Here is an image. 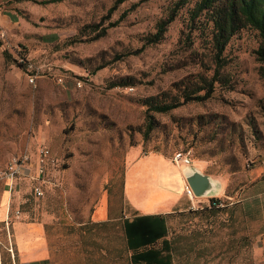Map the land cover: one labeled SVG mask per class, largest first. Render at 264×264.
<instances>
[{
    "label": "rangeland",
    "instance_id": "374dc122",
    "mask_svg": "<svg viewBox=\"0 0 264 264\" xmlns=\"http://www.w3.org/2000/svg\"><path fill=\"white\" fill-rule=\"evenodd\" d=\"M45 1L0 0V161H35L40 147L55 161L44 197L23 179L8 198L12 234L30 227L48 264H132L126 188L135 209L152 211L146 201L161 189L147 176L161 172L158 159L183 174L182 152L222 190L165 217L174 264H264L259 33L234 35L218 69L210 14L193 20L197 0ZM155 103L176 108L157 113ZM2 196L0 187L3 259L14 264ZM104 204L109 218L97 223Z\"/></svg>",
    "mask_w": 264,
    "mask_h": 264
},
{
    "label": "crops",
    "instance_id": "0c3cea01",
    "mask_svg": "<svg viewBox=\"0 0 264 264\" xmlns=\"http://www.w3.org/2000/svg\"><path fill=\"white\" fill-rule=\"evenodd\" d=\"M158 162L161 168L159 175L151 174L150 177L147 176L148 179L146 178L150 186H159L161 189L159 200L156 201L153 196H149L146 201L149 204L157 202L153 205L152 211L141 212L135 209L132 206L131 196L128 197L126 188L125 200L127 205L129 203V211L125 212L124 228L127 245L132 253V264H174L170 246L169 227L165 217L174 212H185L192 209L193 205L195 206V201L192 202L190 199L189 203L182 201V195H185L186 171L182 174L180 170L174 169L176 171L174 172L172 171L173 168L165 160L158 159ZM172 174H175L174 177L178 185V189L175 192L171 190ZM126 187H128V181ZM2 197V204L6 207V216L3 221L6 222L9 194L4 191ZM100 209H102L101 213H98V208L95 215L97 223L106 222L109 218L107 205H101ZM126 209L128 210V208ZM13 229L14 233L12 234L9 223L8 235L11 241V248H13V263L48 264L45 247L37 240L36 235L31 232L30 227L16 223Z\"/></svg>",
    "mask_w": 264,
    "mask_h": 264
},
{
    "label": "trees",
    "instance_id": "16d2710c",
    "mask_svg": "<svg viewBox=\"0 0 264 264\" xmlns=\"http://www.w3.org/2000/svg\"><path fill=\"white\" fill-rule=\"evenodd\" d=\"M63 1L65 0H47L43 4ZM204 13H209L211 16L213 48L217 55L218 69L224 67L222 55L234 35L246 27H251L259 33L261 40L255 56L261 65L260 75L264 78V0H197L193 11V20ZM170 23L171 21H165L159 25L158 32L153 37V43L160 42L164 38ZM150 106L152 111L157 113H167L176 108L174 105L163 103L150 104ZM152 127L150 122L148 134L152 131ZM170 246L173 254L174 245L172 242H170Z\"/></svg>",
    "mask_w": 264,
    "mask_h": 264
},
{
    "label": "built area",
    "instance_id": "2783aa9c",
    "mask_svg": "<svg viewBox=\"0 0 264 264\" xmlns=\"http://www.w3.org/2000/svg\"><path fill=\"white\" fill-rule=\"evenodd\" d=\"M62 81V80H60ZM31 83H34V79H30ZM175 163L179 166H183L186 169L191 167V159L184 153H177L174 159ZM50 164H55L52 158L51 151L46 147H40L36 154V159L29 154L16 155L11 157L5 162L0 161V187L2 191L12 196L14 190L20 185L23 179L30 180L34 183L33 194L37 199L44 197V190L42 185L45 183V176ZM185 194L193 202L197 197L189 184L185 183ZM10 205L7 206V220L6 229L9 230V218H10ZM17 215L20 212H16ZM9 252L13 256V248H10ZM0 264H4L3 252L0 241Z\"/></svg>",
    "mask_w": 264,
    "mask_h": 264
},
{
    "label": "water",
    "instance_id": "95a60500",
    "mask_svg": "<svg viewBox=\"0 0 264 264\" xmlns=\"http://www.w3.org/2000/svg\"><path fill=\"white\" fill-rule=\"evenodd\" d=\"M185 179L197 198H212L222 190L219 183L196 167L187 169Z\"/></svg>",
    "mask_w": 264,
    "mask_h": 264
},
{
    "label": "bare ground",
    "instance_id": "6f19581e",
    "mask_svg": "<svg viewBox=\"0 0 264 264\" xmlns=\"http://www.w3.org/2000/svg\"><path fill=\"white\" fill-rule=\"evenodd\" d=\"M185 171H187V169H185Z\"/></svg>",
    "mask_w": 264,
    "mask_h": 264
}]
</instances>
